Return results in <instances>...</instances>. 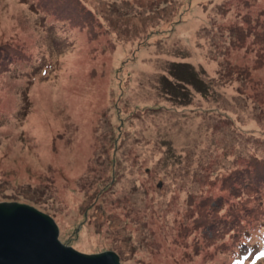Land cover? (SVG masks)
<instances>
[{
    "label": "rangeland",
    "instance_id": "obj_1",
    "mask_svg": "<svg viewBox=\"0 0 264 264\" xmlns=\"http://www.w3.org/2000/svg\"><path fill=\"white\" fill-rule=\"evenodd\" d=\"M11 201L120 264H264V0H0Z\"/></svg>",
    "mask_w": 264,
    "mask_h": 264
},
{
    "label": "water",
    "instance_id": "obj_2",
    "mask_svg": "<svg viewBox=\"0 0 264 264\" xmlns=\"http://www.w3.org/2000/svg\"><path fill=\"white\" fill-rule=\"evenodd\" d=\"M0 264H120L113 251L84 253L59 239L48 214L28 203L0 202Z\"/></svg>",
    "mask_w": 264,
    "mask_h": 264
},
{
    "label": "trees",
    "instance_id": "obj_3",
    "mask_svg": "<svg viewBox=\"0 0 264 264\" xmlns=\"http://www.w3.org/2000/svg\"><path fill=\"white\" fill-rule=\"evenodd\" d=\"M259 183V185L261 184V181L260 182H255V184Z\"/></svg>",
    "mask_w": 264,
    "mask_h": 264
}]
</instances>
